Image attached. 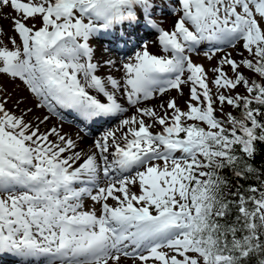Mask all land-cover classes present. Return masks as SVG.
<instances>
[{
	"label": "snow or ice",
	"instance_id": "1",
	"mask_svg": "<svg viewBox=\"0 0 264 264\" xmlns=\"http://www.w3.org/2000/svg\"><path fill=\"white\" fill-rule=\"evenodd\" d=\"M4 18L0 255L264 264V0H0ZM101 36L133 45L128 58L98 59ZM205 43L209 69L192 57ZM60 109L118 123L81 147L84 129L66 132Z\"/></svg>",
	"mask_w": 264,
	"mask_h": 264
},
{
	"label": "rangeland",
	"instance_id": "2",
	"mask_svg": "<svg viewBox=\"0 0 264 264\" xmlns=\"http://www.w3.org/2000/svg\"><path fill=\"white\" fill-rule=\"evenodd\" d=\"M4 12L5 13H8V12H10V9H4ZM170 24H171V18H169L168 19V21L163 25L165 28H168L169 26H170ZM0 27H2L3 28V30L5 31V32H7L8 33V36H11V35H14V33H12L11 32V30H10V28H11V26H10V20L9 19H7V18H4V19H0ZM102 37V36H101ZM0 38H2V39H4L5 40V42L7 41V37H5V36H3V33H0ZM146 38V37H145ZM144 38V39H145ZM154 41V37L152 36V35H148V39H145V42H147L148 43V46H149V50L152 52V53H154V54H161V50H160V46L158 45V43H154L153 42ZM91 43H92V46L95 48V49H97V58L99 59V58H101V55H103V58L105 59V57H104V54H106L107 52L108 53H110V54H114V56L113 57H117V58H119V60L120 61H122V60H126L127 58H128V55L130 54V52H128V53H125L124 55H120V54H115L114 52L112 53V52H109L108 50L107 51H105L104 49H105V47H101V48H99L100 47V45H102V43H96V41L95 40H93V41H91ZM10 46V45H9ZM104 48V49H103ZM229 50H231V49H229ZM130 51H131V49H130ZM205 51H209V49H206V46L205 47H201L200 46V48L198 49V52H199V54H197V53H192V57H193V59H194V61H196L197 63H202L204 66H205V68L206 69H209V68H211L215 63H216V61L215 60H213V61H208L205 57H204V55H203V53L205 52ZM104 71H106L107 69H103ZM3 83L6 85V87L8 88V90L9 91H11V92H14L15 91V88L16 87H19V88H21L22 89V91L20 92L21 93V95L22 96H26V95H29L28 93H27V91H26V89L24 88V86L22 85V83L19 81V80H16L15 82H10L7 78H5L4 80H3ZM21 84V85H20ZM177 94L173 91V92H170V93H168L164 98H163V100H167L170 96H176ZM187 98H188V89L187 88H185L184 89V96L183 97H177V100H178V104H179V106L182 108V109H184L185 108V100H187ZM160 102H162L161 101V99L159 98V97H157L156 99H154V100H152L151 102H150V106H152V105H156V104H158V103H160ZM227 110V109H226ZM130 112H131V110H130ZM116 123H118V120H112L111 122H110V124H108V126H107V129H109L110 127H115L116 126ZM107 129H100L99 131H97L96 133H94V135L96 136H100L104 131H106ZM156 130H159V129H156ZM91 201L89 200V203H90ZM89 206L86 204V200H85V210H87V209H90V207L88 208ZM94 207H96V205H94ZM7 254H4V255H2V256H6ZM7 257V256H6ZM7 264H16V262H8ZM129 264H130V262H129Z\"/></svg>",
	"mask_w": 264,
	"mask_h": 264
},
{
	"label": "bare ground",
	"instance_id": "3",
	"mask_svg": "<svg viewBox=\"0 0 264 264\" xmlns=\"http://www.w3.org/2000/svg\"><path fill=\"white\" fill-rule=\"evenodd\" d=\"M104 49V48H103ZM105 50V49H104ZM105 51H107V50H105ZM114 56V54L112 55V54H110V53H106V54H104V57H105V59H107V58H111V59H113V60H117L118 58L115 56V57H113ZM116 75H120L119 73H115ZM21 85V84H20ZM22 91V89L21 88H19V87H16L15 88V95L16 96H22L21 95V92ZM11 92V91H10ZM15 98V97H14ZM60 110H62V109H60ZM59 110V111H60ZM63 110H65V109H63ZM45 112H46V110H37L34 114H36V115H43V114H45ZM62 113V115H63V118L64 119H66L67 117L64 115V112H61ZM76 121H79V119H75ZM65 121H67V120H65ZM60 121H58L55 117L50 121V124H56V123H59ZM103 125V124H102ZM85 126H88V125H86L85 124V122H83L82 120H80L79 122H77V123H74V124H70V123H66V122H64L63 121V127H64V130L66 131V132H68V133H70V134H72V135H75L76 134V132H77V130H80V129H84V132H83V135H84V141L81 143V147H90V145H91V142H92V140L93 139H95V138H98L99 136H95L94 134L93 135H91V133L90 132H88L86 129H85ZM105 127V125L102 127V128H104ZM101 128V129H102ZM105 129H107V128H105ZM104 129V130H105ZM109 203H112V201L110 200L109 201ZM86 204L90 207V208H93L94 207V204L92 203V202H90L89 203V200H86ZM88 207V208H89ZM95 208H97V210L99 209V205H96V207ZM7 256V255H6ZM2 256V255H0V263L1 262H3V261H8V262H10L9 261V257L7 256Z\"/></svg>",
	"mask_w": 264,
	"mask_h": 264
},
{
	"label": "trees",
	"instance_id": "4",
	"mask_svg": "<svg viewBox=\"0 0 264 264\" xmlns=\"http://www.w3.org/2000/svg\"><path fill=\"white\" fill-rule=\"evenodd\" d=\"M256 164L258 166L264 165V145L260 146V151L258 152V154L256 156Z\"/></svg>",
	"mask_w": 264,
	"mask_h": 264
}]
</instances>
